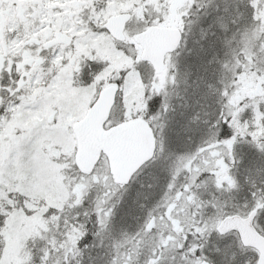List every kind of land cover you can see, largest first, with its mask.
Listing matches in <instances>:
<instances>
[{
  "label": "snow or ice",
  "instance_id": "1",
  "mask_svg": "<svg viewBox=\"0 0 264 264\" xmlns=\"http://www.w3.org/2000/svg\"><path fill=\"white\" fill-rule=\"evenodd\" d=\"M173 262L264 264V0H0V264Z\"/></svg>",
  "mask_w": 264,
  "mask_h": 264
},
{
  "label": "rangeland",
  "instance_id": "2",
  "mask_svg": "<svg viewBox=\"0 0 264 264\" xmlns=\"http://www.w3.org/2000/svg\"><path fill=\"white\" fill-rule=\"evenodd\" d=\"M194 71V68L192 69V72ZM183 86H181V89H182ZM246 89H247V92L244 94L242 93V95H248V94H255L256 92V87L255 85L249 81L247 83V86H246ZM242 172H243V169H241L237 174L238 175H241V178H242ZM233 195H237L238 198L242 197L243 193H240V194H233ZM204 199H208V195L207 194H204L203 196ZM126 230L128 231L129 234H132L134 233L136 230H137V222L136 221H130L129 222V226H126ZM174 264V262H173Z\"/></svg>",
  "mask_w": 264,
  "mask_h": 264
},
{
  "label": "water",
  "instance_id": "3",
  "mask_svg": "<svg viewBox=\"0 0 264 264\" xmlns=\"http://www.w3.org/2000/svg\"><path fill=\"white\" fill-rule=\"evenodd\" d=\"M166 39V37L161 34L159 36H157L156 38H154L152 41H150V46H157L161 43H163V41ZM244 231L245 233L249 236L250 239L254 238V233H252L247 226H244Z\"/></svg>",
  "mask_w": 264,
  "mask_h": 264
},
{
  "label": "trees",
  "instance_id": "4",
  "mask_svg": "<svg viewBox=\"0 0 264 264\" xmlns=\"http://www.w3.org/2000/svg\"><path fill=\"white\" fill-rule=\"evenodd\" d=\"M190 46H191V43H190ZM221 56L223 57V54L221 53ZM195 75H196V70L194 69V71H193V79L195 78ZM183 88V87H182ZM247 92V89L245 88V91L243 92L244 94ZM193 147H194V145H193Z\"/></svg>",
  "mask_w": 264,
  "mask_h": 264
}]
</instances>
